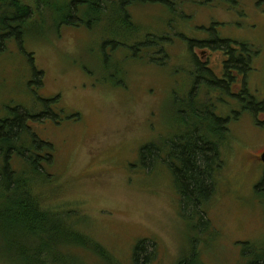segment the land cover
<instances>
[{
	"label": "rangeland",
	"instance_id": "obj_1",
	"mask_svg": "<svg viewBox=\"0 0 264 264\" xmlns=\"http://www.w3.org/2000/svg\"><path fill=\"white\" fill-rule=\"evenodd\" d=\"M21 1L34 12L26 23L22 42L18 40L21 46L15 39L6 38L8 33L3 35L5 40L0 43V118L14 103L29 108L37 106L39 100L28 90L36 88L35 84L28 85L31 79L39 80L33 74L37 68L46 72L44 86L39 89L42 87V91H48L49 95L58 88L74 92L75 103L67 102L70 113L75 117L77 113L86 114L92 127L90 132L83 133L80 128L71 126L76 121L67 120L69 112H66L60 119L63 127L66 126L63 131L49 128L46 136L37 128L47 137L43 142L55 148L54 165L47 168V174L43 175L45 179L37 181L44 208L64 212L71 228L98 242L122 264H134L139 243L143 255L152 256L149 264H177L181 259L192 257L193 253L198 254L196 258L202 264H242L250 256L261 253L259 249L264 248V190L261 186L264 178V161L261 159L264 113L256 117L262 124L255 121L251 112L245 111L229 125L232 132L229 145L234 160L228 173L225 175L224 172L223 177L216 180L212 202L186 210L172 173L164 172L162 166L145 169L136 165V152L129 151L122 158L108 154L113 148L117 149L121 140L127 142L130 150L136 151L145 141L157 139L156 133L150 134V119L160 138L172 139L179 133L177 128L174 130L168 126L174 121L175 110L171 109L172 114L168 109L171 98L166 88L163 91L166 98L162 105L158 104L157 114L152 117L158 102L150 91L154 87L153 67L144 73V66L126 58L131 51L128 46L117 47L111 51L112 62L118 64V72L121 69L128 73L126 81L122 85L111 79L108 85L101 87L96 79L106 71L103 70L105 57L100 42L97 44L89 36L85 44L81 42L77 47L75 42L81 33H72L62 27L65 21L73 19L71 0ZM240 1L249 18L258 25L253 45L260 52L248 76L255 75V88L249 90L263 101L264 35L260 29L264 28V1ZM241 3L237 6L242 9ZM223 13V16L218 14L219 19L230 18L227 11ZM216 27L221 36L234 33V26L229 30L219 23ZM147 29L146 34L155 33V28ZM198 32L193 26L188 28L190 35ZM171 36L172 43L181 39ZM31 55L32 62L29 61ZM131 64L132 76L129 72ZM59 79L61 83L55 84ZM99 90L104 93L102 96L98 95ZM38 94L51 98L42 92ZM235 107V102L227 98V104L219 107L218 116L229 114ZM178 119L175 118L177 122ZM46 124L52 127L48 122ZM18 163L17 158L12 161L13 166ZM128 163H134V168L127 166ZM199 208L205 221H200ZM20 229L18 225L16 230L9 221L4 223L0 217V264H30L34 261L33 247H40L41 241L33 240ZM66 235L70 236V246L65 252L72 262L110 264L84 248L72 247L71 230L69 235L62 233L63 237ZM59 242L64 244L60 236Z\"/></svg>",
	"mask_w": 264,
	"mask_h": 264
},
{
	"label": "flooded vegetation",
	"instance_id": "obj_2",
	"mask_svg": "<svg viewBox=\"0 0 264 264\" xmlns=\"http://www.w3.org/2000/svg\"><path fill=\"white\" fill-rule=\"evenodd\" d=\"M69 3H71L73 19L65 21L62 27H67L72 33H81L75 42L77 47L81 42L85 44L89 36L97 44L99 42L101 44L100 50L105 57L103 70L106 72L96 79L100 86L105 87L111 79L124 85L125 75L128 73H124L121 69L117 71L116 65L118 64L112 62L111 51L120 46H128L131 51L126 58L130 57L131 62L144 66L146 70L144 73L151 70L148 68L153 67L154 87L150 91L156 96L158 102L155 103L157 110L152 113V117L157 114L158 104L162 105L166 98L163 92L166 88L168 97L171 98L168 101V109L170 112L175 110L173 117L179 118L178 122L175 118L173 122H169L168 126L174 130L177 128L179 132L172 139L160 138L161 135L157 132L155 123L150 119L152 123L150 134L156 133L157 139L145 141L144 145L142 147L139 145L136 151L130 150L127 142L121 140L120 144H117V149L113 148L108 153L114 158H122L129 151L136 152L138 161L136 165L143 166L145 169L162 166L164 172L172 173L175 178L176 169L185 167L177 159L179 155L185 157L182 149L192 146V142L193 144L201 142L205 145L208 142V135L202 134L206 123L193 117V112L201 116L210 114V117L212 115L223 122V117L226 116L228 119L225 122L230 125L234 120L236 121L234 117L239 113L241 105L245 110V107L250 104V102H241L240 96L245 90L252 94L249 88L253 90L255 88V75H248L251 67L255 66L260 52L257 51L256 45H253L258 25L252 18H249L245 5L240 0H71ZM240 3L243 5L242 9L237 6ZM85 9L86 12H84ZM223 11L228 12L229 19H219L218 14L223 16ZM204 14L206 18H203ZM219 23L229 27V30L234 26V33L231 36H221L216 27ZM191 26L199 32L190 35L188 28ZM147 28H155V33L146 34ZM169 29L171 32L167 33L166 30ZM104 30L108 32L104 33ZM260 31L264 35V28ZM171 35L178 37L177 39L181 37V39L172 43ZM13 39L21 46L18 39ZM1 40L5 39L1 38L0 43ZM249 48H254L255 51L251 52ZM29 57V61L32 62L34 58L32 55ZM84 69L87 70L86 67ZM92 70L97 72L95 69ZM129 72L132 76V64ZM33 74L39 80L31 79L28 86L35 84L36 88L31 87L28 90L39 100L37 106L29 108L25 104L14 103L13 106L6 108L0 118V132L5 135L9 132L8 128L5 129L6 126L21 120L20 127L16 129L18 131L16 138L23 142L22 146L13 143L9 148L3 141H0V146H2L0 147V169L2 171L7 169L11 175V181L0 187L8 188L9 195L13 198H15L18 187L25 201H30L33 196L37 197L40 201L39 206L44 208L37 189V181L39 178L45 179L43 175L47 174V168L54 165L55 148L48 145V142H43L47 140V137L39 133L37 128L46 136L49 128L63 131L66 126L63 127L64 123L62 124L60 119L66 112H69L67 120L76 121L73 122L75 125L71 126L80 128L83 133L90 132L92 127L88 124L86 114L77 113V118L70 113L67 102L75 103L72 98L74 92L58 88L49 95L48 91H42V87L39 89V86H44L43 78L46 72L35 68ZM60 83L61 79L55 84ZM93 87L101 88L96 85ZM38 92L51 96V98L40 96ZM99 92L98 95L104 94L100 90ZM112 93L117 95V92ZM227 98L232 99L236 107L231 109L229 114H223L220 117L218 116L219 107L227 104ZM46 122L52 127H48ZM219 127L222 129L223 126ZM208 137L214 140L213 143L216 144L217 149L215 155L210 154L209 159L204 160L205 170L210 168L212 179L215 182V186L212 184L214 192L210 195L212 202L217 188L216 180L222 178L224 172L225 175L228 173L234 160V154L231 150L232 146L229 145L230 141L222 146L217 135ZM147 148H152V159L145 156ZM106 151L107 149L105 153ZM15 158L18 162L20 161L18 166L12 165ZM127 166L134 168L135 165L128 163ZM17 176L23 179L20 183L16 182ZM213 188L211 187L212 190Z\"/></svg>",
	"mask_w": 264,
	"mask_h": 264
},
{
	"label": "trees",
	"instance_id": "obj_3",
	"mask_svg": "<svg viewBox=\"0 0 264 264\" xmlns=\"http://www.w3.org/2000/svg\"><path fill=\"white\" fill-rule=\"evenodd\" d=\"M44 2L45 1L43 0L42 3ZM33 12V8L30 6L28 7L21 0H0V37L4 38L3 35L8 33L7 35L9 36L6 38L13 36L12 38H16L22 42L26 23ZM21 42H19L20 45ZM240 99L241 102H250V104L245 107V110L243 109L244 106L241 105L239 113H237L234 118L238 120L243 112L249 111L255 117V121H257L258 124H262V122L256 120V117L259 118V115L264 113V100H258L256 95L249 94L247 90H245L240 96ZM192 115L198 120L205 121L206 124L203 127L204 131H202V134L208 136L217 135V139L219 142L221 141L222 146L229 143L232 132L229 124L226 123L228 119L226 116L223 117V122L219 118L212 117V115L210 117V114L207 116H201L199 113L197 114L196 112H193ZM215 122L218 123L216 124ZM21 123V120H19L6 126L5 129H9L7 135L0 132V141H3L9 146V148L13 143L18 146L23 145V142L16 138V135L18 134L16 129L20 127ZM219 126H223L222 129ZM208 136L207 145L201 142L198 144H193L192 142V146L182 149L183 156H185L184 158L180 157V155L177 156V159L182 162L183 166H185L181 169H176V175H174L177 190L184 206L183 208L186 210L192 206L198 208L202 203L205 205L211 202L210 195L214 192L213 185L215 186V182L212 179L210 168L207 171L205 170L206 164H204V160L209 159L210 154L215 155L217 149L216 144L213 143L214 140H211ZM151 149L152 148H147L145 150V156L148 159H152L153 157ZM22 180L21 177H16L17 183H20ZM9 181H11L9 171L7 169L4 171L0 169V186L6 185ZM261 186L264 190V178ZM7 189L8 188L3 189L0 187L1 219L4 223L5 221H9L11 225L15 226L16 230L19 225L21 231L29 234L33 240L41 241L42 244L40 247H33L34 261L30 264H76L72 262L73 259L69 258L67 252H65V249L67 248L68 251V247L70 246V236H62V233L64 232L69 235L70 230L73 237L72 247L78 246L84 248L92 252L101 260L108 261L107 263L122 264L113 254H111L105 247H102L98 242L71 228L65 218L64 212L44 209L39 206L40 201L34 196L30 201H25L19 193L20 191L18 187L16 188L15 198H13L9 195V190ZM207 197H209V199H205ZM24 204H26V206ZM197 214L200 216V221H205L204 215L200 212V208L199 210L197 209ZM197 214L196 212L194 213L195 216H197ZM59 236L64 240V244L59 242ZM139 246L140 243L137 245L134 253V264H140L142 260L144 261V264H149V260L152 256H144V250L139 249ZM259 251L261 253L254 257L250 256L249 259L242 264H264V248L259 249ZM197 256V253H193L192 257L181 259L177 264H202L196 258Z\"/></svg>",
	"mask_w": 264,
	"mask_h": 264
},
{
	"label": "water",
	"instance_id": "obj_4",
	"mask_svg": "<svg viewBox=\"0 0 264 264\" xmlns=\"http://www.w3.org/2000/svg\"><path fill=\"white\" fill-rule=\"evenodd\" d=\"M261 159L264 161V153L262 154V157H261Z\"/></svg>",
	"mask_w": 264,
	"mask_h": 264
}]
</instances>
